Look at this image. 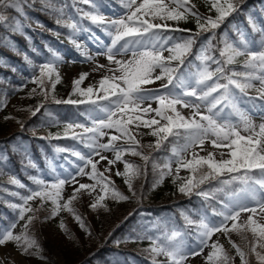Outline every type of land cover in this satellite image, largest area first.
I'll list each match as a JSON object with an SVG mask.
<instances>
[{
  "label": "snow or ice",
  "instance_id": "snow-or-ice-1",
  "mask_svg": "<svg viewBox=\"0 0 264 264\" xmlns=\"http://www.w3.org/2000/svg\"><path fill=\"white\" fill-rule=\"evenodd\" d=\"M35 2L36 0H31V3L29 0H0V24L9 19V10L26 17L24 6L31 8ZM39 2L45 8L59 12L60 16L64 15L63 8L56 7L53 0ZM119 2L126 9L120 18L107 19L97 0H80V3L91 7L88 11L78 10L81 13L80 20L67 22L59 17L56 19L57 24L71 30L70 40L85 60L94 61L96 56H104L108 65L115 67L108 68L112 74L104 75L98 81V87H81L89 73H80L73 78L67 99H59L54 95L56 86L62 80L58 62L63 61L58 53L53 51L54 60L40 64L38 75L29 77V81L37 87L30 90L27 98L37 95L43 97L34 110L31 107L27 109L32 117H36L42 109L45 115H52L46 109L49 99L58 105L89 106L81 113L89 123L66 121L63 133H49L47 137H40L72 139L87 149V152L75 147L56 146L57 153H68L80 163L73 164L74 172L65 169L63 173L53 175L51 181L41 176H30L35 188H28L14 176L11 178L10 183L19 189H26L27 194L10 191L9 194L18 197L22 203L8 202V207L17 213V217L7 227L0 228V247L12 244L22 257L19 264H25V261L31 259L48 264L44 248L32 231L34 226L67 212L81 231L88 237H93L90 225L76 209L74 202L83 194L92 196L96 193L88 208L91 211H110L104 203L106 199L116 202L133 198L141 200L143 192H137L133 179L146 175V168L151 161L157 178L151 183L150 190H155L166 177L173 174L172 165L175 163L177 176H173V183H176L180 168L187 169L190 173L178 186V191L188 196L195 194L206 201H215L218 207H213L211 216L201 214L198 220L182 213L186 226L195 229V243L191 245L185 243L186 234L178 228H165L157 236L130 237L129 239L146 238L151 241L150 247L144 249L149 254L150 264H186L189 258L197 256L203 257L204 264H234L235 257L229 254L219 239L212 240L218 233L229 239L236 256L240 258V264H251L250 256L255 257L256 264H264V122L255 125L251 115L258 109L259 115L264 119V103H257L258 100H264V28L257 29L256 23L249 17L253 29L261 31L262 39L259 44L248 40L243 33H240L239 42L230 41L226 35L221 34L219 43L223 47L219 48V56L224 59L220 60L208 55V52L215 47L212 41L216 38V30L227 17L239 10L241 0H210V11L216 13L214 18L202 15L191 0ZM189 17L196 22L195 32L178 26L180 21L187 22ZM85 19L110 38V44L101 42V50L92 55L84 51L74 38L79 32H91V28L81 23ZM168 21L175 22L176 26L169 25ZM14 25L13 30H20L22 27L18 19H14ZM167 32L188 35L178 39L165 35ZM205 33L212 35L199 49L196 58L200 65L197 72L181 71L185 65V57L192 51L197 38ZM165 52L169 55L165 56ZM241 56L246 57L241 65L243 71L226 67L234 64ZM25 59L28 60V57L25 56ZM209 61L217 65L214 71L210 70ZM105 67L100 64L96 66L97 69ZM156 69H159L158 74ZM158 80H166V83L159 89L148 87ZM254 82L259 83L256 89L259 96L249 97L248 102L252 108H244L241 106V99L247 95L248 89L255 87ZM16 90L22 91L23 88ZM50 91L53 93L51 97ZM72 96L77 99H72ZM153 103L157 105L155 108L152 107ZM5 107L6 100L0 102V111ZM182 109H189L190 115L182 114ZM233 116L237 119H232ZM3 119L15 120L20 124L21 130L24 129V122L16 117L5 115ZM133 127L137 130L141 127L149 129L147 134L155 138V144L141 145L137 139L141 133L133 131ZM105 130H113L116 134L108 135ZM106 136L107 142H101ZM119 141H123L120 146L117 144ZM166 141L172 145L171 157L166 158L163 165L142 151L143 148L160 151ZM206 141L214 149H227V152L220 151L219 159L213 152L200 156L195 149L199 147L203 151ZM105 152L113 153L114 158L102 155ZM189 152L191 158L185 159ZM125 153L140 157L144 162L143 169L140 165L123 160ZM225 156L228 158H224ZM95 157H99V160ZM101 162H106L103 172L97 167ZM117 162L123 164V171L116 169L114 174L123 178L131 196L121 192L111 178L113 166ZM27 166L36 167L30 158ZM55 171L53 168L54 173ZM79 177H86L92 183H82ZM205 184L209 185L207 189L202 187ZM66 186L72 189L67 197L63 195ZM37 200L38 205L33 207L30 202ZM48 202L50 207L45 208ZM41 211L46 212V215L41 217ZM242 213L248 215L241 222ZM212 217L219 219L214 220ZM20 221L24 223L20 225V232L16 233L15 229ZM58 227L69 240H75L63 218ZM233 232L245 241L244 248L231 240ZM249 232L253 238L250 242L246 235ZM205 248L209 249L207 255H204ZM159 257L165 259L162 261Z\"/></svg>",
  "mask_w": 264,
  "mask_h": 264
},
{
  "label": "trees",
  "instance_id": "trees-1",
  "mask_svg": "<svg viewBox=\"0 0 264 264\" xmlns=\"http://www.w3.org/2000/svg\"><path fill=\"white\" fill-rule=\"evenodd\" d=\"M58 2L61 3V0H57V2L53 0V3L56 5V7L63 8L62 4H59ZM74 2L75 4H77V6H75L77 12H79L78 10L80 9V6L83 8L88 7V5L80 3V0H74ZM24 8L28 10L26 13L27 18L25 16H22V19L24 21L23 24H25L26 27V34L12 30L11 24L14 22V16H10V24L5 25L6 27L4 26L3 29L0 30V102H5V100H9L10 98H12L14 96V89L17 86L22 85L33 74H38V66L44 63L43 57L49 58L52 55L53 51L60 47V41L58 40H61V33L66 29V27L62 26L61 24H57L56 22L57 17L64 21L67 19L64 8L63 16H60L59 12H53L51 9L45 8L42 4H39V1L37 0L31 8H29L27 5H25ZM238 9V11L233 12L229 17H227L221 27L216 30V38L212 41V44L215 47L208 52V55L213 56L216 59H224L219 56V48L223 47V45L219 43L221 34L226 35L231 41L238 39L240 30H244L249 33L253 41H257L261 38V31L253 29L252 23H250L249 21V17H251L252 21L256 23L257 29H261L259 23H262L264 25V0H241L238 5ZM255 16L258 17L256 20H254ZM42 24H44V26L46 27L44 28L45 30L43 33L40 32V28L43 29ZM57 33L59 35H57ZM186 35H188V33L171 32V36L178 39L183 38ZM211 35V33H205L197 38V43L193 46L192 51L185 57V65L183 67H187L192 71L193 66L199 63V60L196 58L197 47L200 44H203V42L206 41ZM8 38H11V41L8 40L7 42L9 44H3V40ZM49 49H51L52 51H49ZM25 56L28 57V60L25 59ZM245 59L246 57L244 56L240 59L237 58V61L234 64L228 65L226 67L230 70H241V65L243 64ZM208 63L209 67L212 68V70L217 67V65L215 63H212L211 61H209ZM59 87L60 84L56 86L54 91H57ZM1 98L3 99V101L1 100ZM46 109L51 112L52 115H45L43 112L44 109H42L41 112L28 123L30 127L36 126L38 122L46 127L55 126L57 124L65 122L66 118H71L74 112V107L70 104L54 105L51 103L50 105L46 106ZM39 115H42V117L39 118ZM53 121H55V123H53ZM0 127H2V133L4 132L8 134L7 137H4V139L6 138L5 140H0V152L4 151L7 153L9 163L13 168V171L10 174L13 175L15 173L17 178L26 186L32 185V181L29 179V177L34 176L37 167H45L44 160L46 159L47 155L45 149H43L40 144H35L33 140H31L29 146L32 152L35 153L33 158L35 159L34 163L36 167H28L27 164L23 165L24 161L21 160V157L24 154V151L22 150L24 149V146H18L12 142L15 141L17 137V130H15V120H9L7 122L1 123ZM171 139L172 138L170 137L169 140ZM148 144L150 143L147 142L143 145ZM171 147L172 145L166 141L164 147L160 151H154L147 148H143L142 151L150 154L158 164L162 165V159L165 155H169ZM123 159L125 161H128L129 163L140 165L143 169L144 162L140 157L132 156L130 153H125ZM0 163V171H2V174H8V169L1 167V165H3L1 158ZM3 166L5 167V164ZM156 178L157 172L153 171L150 161L146 168V175H141L139 178L133 179V186L137 189V192H143V197L141 200L133 198L128 201L116 202L109 198V200L114 203L113 207H108L110 211H104L103 209L99 211L90 210L87 216L83 215L86 219L87 224L92 222L103 229L105 240L101 242V247L98 250L83 253V257H81L79 260H76L74 264H103L102 260H104L106 255L102 254V252H105L106 246L110 244L111 240L121 239L125 234V232L122 231L121 228H118L119 224L124 223L130 226L126 219L127 216L130 213L132 215L137 213L142 204L150 206L152 208L165 210L166 212L168 211L173 215L175 223H179L181 225H185V218L182 213L188 214L189 212L196 210L198 206L206 207V209L209 211H211V209L213 208L211 202L214 201H206L204 200V198L195 194H192L191 196L181 194L178 191L177 185H174L173 189L167 194H158L148 197V192L153 195L156 190H150L151 183ZM0 184L8 188H12L14 191H17L22 195L27 194L26 189H19L11 183L0 181ZM115 184L121 192H123L125 195L131 196V193L124 183V180L115 182ZM202 187L207 189L209 185L205 184ZM144 196H146L147 199L144 200ZM8 202L22 203L18 199V197L11 196L7 191L0 190V221L2 225H8L11 221L16 219L17 213L13 211V209L8 207ZM30 203L33 207H36L39 201L37 200ZM74 206L79 211V205L74 202ZM48 207H50V202L45 204V208ZM39 215L43 217L44 215H46V212L41 211ZM58 218L59 220L63 218L66 224L68 222L74 221L67 212H62L58 216ZM23 223L24 221H22L21 225ZM38 224L39 223H37L32 229V231L35 232L36 236L38 232ZM41 226L43 228H52L53 226H58V224H56V217L42 223ZM129 228L130 227H128L126 231H129ZM246 235L248 241H252L253 238L251 233H246ZM37 238L44 248V255H46L47 249L43 245L41 238L39 236H37ZM230 238L233 242L240 245L242 248L245 247V241L240 235L233 232L231 233ZM221 242V244L229 252L230 255H236L235 250L231 247L228 238L224 236ZM78 253L81 255L80 252ZM142 257V263L149 264V256L142 255ZM249 259L251 261V264H256L254 256H250ZM238 260L240 261L239 257ZM32 261L37 262L38 259H33Z\"/></svg>",
  "mask_w": 264,
  "mask_h": 264
},
{
  "label": "rangeland",
  "instance_id": "rangeland-1",
  "mask_svg": "<svg viewBox=\"0 0 264 264\" xmlns=\"http://www.w3.org/2000/svg\"><path fill=\"white\" fill-rule=\"evenodd\" d=\"M38 1V0H37ZM97 2L101 5V12L106 16L107 19L111 18H120L122 13H119L114 16H109L105 10L107 7H111L114 5L116 8H123L119 0H97ZM139 2V0H138ZM192 3L196 5V9L202 14V15H211L213 18L215 17L216 13L215 11H210V0H191ZM223 2V1H221ZM31 3V0H30ZM63 3L65 4V8L67 9V14L71 20L68 22L80 20V17L76 14V12L73 10L72 5H74V2L72 0H63ZM39 4H41L39 2ZM116 5V6H115ZM120 6V7H119ZM87 10V9H86ZM88 10H91L89 8ZM25 14L27 13V9L24 8ZM126 12V9H125ZM124 13V12H123ZM13 14H16L15 19L20 20L21 25H22V19L19 13L14 12V10H9L7 13L8 17H13ZM9 21V22H8ZM10 19L5 21L3 24H0V30L3 29V27L8 23L10 24ZM81 23L85 27L91 28V32H79L75 35V40L81 45V48L86 51L89 55H92L98 51H96L95 48H99L101 46V42L104 44H110V38L102 32L99 28H97L95 25H91L90 22H83ZM168 24L171 26H176L175 22L173 21H168ZM13 28L15 27L14 22L12 23ZM180 28L184 29H192L193 31H196V22L193 18L189 17L187 22L180 21L179 25ZM6 27V26H5ZM24 27L22 25L21 29L18 31H24ZM6 31V30H5ZM1 33V32H0ZM171 32L165 33V35L171 36ZM88 34L93 35L92 38L89 39ZM245 37H247L248 40L252 41L251 38H249L247 33H243ZM70 35H71V30L68 28V47L65 49L66 55L63 53L60 55L62 57L63 62H58V70L60 72V75L62 77L60 87L57 89V91H54V95L56 98L59 99H67L69 97V94L71 92L72 88V80L73 78L78 77L80 73L87 72L89 73L88 77L85 79V81L82 83L81 87L87 88L88 86H94L98 87V81L104 76V75H111L108 71L109 67H115L114 65H108V61L106 57L104 56H96V59L94 61H88L85 60V57L81 55L80 52L77 51L76 47L70 40ZM241 38V36H240ZM11 41V39H10ZM108 42V43H106ZM260 41L257 42L259 44ZM7 39L3 40V44L6 45ZM201 46L198 48V53L199 49ZM73 51V54L75 55V58L73 59V55L69 56L67 52ZM165 56L169 55V53L165 52ZM54 60V57H50V59H44V61H51ZM97 64L100 65H105V68H100L97 69L96 66ZM199 67V66H198ZM197 67V68H198ZM197 68L193 73L197 72ZM181 71H184L186 73H190L186 69H181ZM156 73H159V69H156ZM166 83V80H158L154 84L149 85L148 87L153 88V89H159L162 84ZM255 87L248 89L247 90V95L243 96L241 99V106L244 108L251 109L252 105L248 102L249 97H258L259 93L257 92V88L259 87L258 82H254ZM23 88L22 91H17L14 89L15 96L10 99L6 103V107L3 109V111H0V124L7 122L3 119L5 115H11L13 117L18 118L19 120L24 122V129L21 130L20 124L16 123V128L17 130V137L16 139H19L18 141L20 142L22 139L26 140L27 137H38V139L43 140L44 144L47 145L48 147L50 146L51 142L48 139H41L40 137H47L49 133L51 134H56V133H63L64 131V126L61 127H53V129L50 131V128H42L41 124L37 123L39 126L38 127H28V123L32 121L35 117H32L27 110L29 107H31L33 110L37 106L39 102L43 99L42 96L37 95L34 98H27L28 93L30 92L31 89L37 87L33 83H31L29 80L21 86ZM19 87V88H21ZM53 93L50 91L49 95L51 97ZM3 98V95H2ZM1 98V99H2ZM72 99H77L76 96H72ZM51 99L46 103V106L50 105ZM257 103H264V100H258ZM55 105V103H52ZM75 106V105H73ZM81 108L80 114L73 117L71 121H80L83 123H89V121L86 119L84 115H81V113L85 112L86 109L89 108L88 105H76ZM157 105L155 103L152 104V107L155 108ZM182 114L185 116L190 115V110L189 109H182ZM203 111V109H202ZM228 110H226L227 112ZM44 112V110H43ZM39 114V113H38ZM37 114V115H38ZM252 119L253 123L255 125H259L260 123L264 122V119L261 118L259 115V110L257 109L255 112L252 114ZM39 118L42 117V115L38 116ZM232 119H237L235 116L232 117ZM40 120V119H39ZM38 120V121H39ZM9 121V120H8ZM27 128V129H26ZM35 129V131H33ZM2 127H0V140H5L4 137H7V133H2ZM79 131V130H77ZM108 135H113L116 134L113 130H105ZM133 131H138L141 133V135L137 136V139L140 140L141 145L144 143H150V144H155V138L152 137L151 135H148L147 133L150 131L149 129L146 128H139L138 130L133 127ZM19 132H22V136L19 134ZM244 135H247V133H242ZM69 143H65L66 147H75L78 150L87 152V149H84L82 145L77 144L76 141L72 139H67ZM101 142H107V136L103 138ZM118 146L123 144V141L117 142ZM126 147V145H125ZM52 150V149H51ZM195 151L200 155V156H206L208 152H213L216 153V158L219 159L218 153L220 151H224L225 153L227 152V149H214L210 142L206 141L204 145V150L202 151L199 147L195 149ZM52 152V158L47 164V173H44L43 171H39L37 176H41L45 180L51 181L53 175L57 173H63L65 169H68L70 171H75V168L73 166L74 163H80L75 157L69 156L68 153H57V152ZM30 153V151L28 152ZM102 155H105L109 158H114V154L111 152H105L102 153ZM67 157V159H66ZM171 157V152L169 156H166L164 158V163L165 159ZM191 158V152L185 155V159ZM224 158H228L225 156ZM95 159L99 160V157H95ZM173 159H175L173 157ZM124 160V159H123ZM71 161V162H70ZM99 171H104L106 167V162H101L100 164L97 165ZM53 168H55V173L53 172ZM173 168V174L166 177L159 187L156 188L154 194L152 195L150 192L147 193L148 197L155 196L158 194H167L169 193L174 185L179 186L182 182L186 180V178L190 175L189 171L184 168H180V171L178 173V178L176 179V183H173V176H177L176 173V168L177 165L173 163L172 165ZM116 169H119L120 171H123V164L120 162H117L113 166V171L111 174V178L115 182H120L123 180L122 177H117L115 176V171ZM90 170V169H88ZM106 175H108L106 173ZM3 180L7 181L9 177H3ZM80 182L82 183H92L91 180H88L86 177H79ZM72 191L71 187L66 186L63 195L67 197L70 192ZM96 195V193H93L92 196H89L87 194H83L80 196L79 200L76 201L79 211L82 213V215L87 216L88 212L90 209L88 208L89 203L92 201L93 197ZM147 199L146 196H144V200ZM104 203L108 205V207H113L114 203L112 201L105 200ZM146 206H143L139 211V213H136L135 216L133 217V220L131 222V225L133 227L128 231V233L124 236V238L121 241H113L111 244L107 246L106 251L112 253L111 256L105 259L106 264H127V257H129V260L137 259L139 256L138 254L136 256L131 255V254H126L128 251H131L134 249V251L137 253L140 247V241L139 240H134V239H129L130 237H136L137 235L140 236H145V235H150V236H157L163 233L165 228L172 229V228H178L181 229L185 234V243L186 244H193L195 243L194 241V235H195V229H193V232L188 231L184 227H176V226H171L169 225L170 220L169 217L164 214L159 209H151V208H145ZM218 207V205H217ZM201 214H207L211 216V214L207 213L205 210H199L197 213H192L191 215L193 216H198L197 219H199V216ZM248 214L247 213H242L241 214V222L246 218ZM165 219V220H163ZM212 219H219L218 217H212ZM59 218L58 216L56 217V224H59ZM68 228L70 229L71 233L74 234L75 240H69L68 237L59 229L58 226H53L52 228H43L41 224L39 223L37 225L38 232L37 236H39L42 240L43 245L45 246L46 250V255L49 257L48 259V264H74L76 260H79L81 257H83V253L86 252H91V251H96V249H99L101 247V242L105 240L104 238V232L101 227L94 223H88L90 225L94 236L93 237H88L81 229L79 226L75 223V221L68 222L67 223ZM128 226L124 223L119 224L118 228H121L123 231H126ZM18 226L15 229V232H17ZM224 235L223 234H216L212 237V240L215 241L219 239V242L222 243ZM143 240V239H140ZM146 241V248L150 247L151 241L148 239H144ZM119 242V243H117ZM11 249V251H9ZM115 249H119V251H115ZM144 250V248H143ZM209 249L205 248L204 250V255H207V252ZM11 252H14L15 254H11ZM80 252L81 255L78 253ZM139 253V252H138ZM147 253V252H146ZM148 254V253H147ZM235 257L234 264H240V261L238 260V257L236 255H233ZM15 258V259H14ZM159 260H164V257H159ZM22 260V257H20L19 253L15 251L11 246L6 245L4 247H0V264H19V262ZM27 260L25 261V264H42L40 260L32 261ZM186 264H204L203 257L202 256H197L194 259L189 258V260L186 262Z\"/></svg>",
  "mask_w": 264,
  "mask_h": 264
},
{
  "label": "bare ground",
  "instance_id": "bare-ground-1",
  "mask_svg": "<svg viewBox=\"0 0 264 264\" xmlns=\"http://www.w3.org/2000/svg\"><path fill=\"white\" fill-rule=\"evenodd\" d=\"M39 1V0H38ZM116 6V5H115ZM120 7V6H119ZM105 12L109 15V16H114V15H117V14H119V13H123V12H125V9L124 8H116V7H114V5L113 6H111V7H107L106 8V10H105ZM92 36L93 35H91V34H88V37H89V39L90 38H92ZM106 43H108V42H106ZM96 49V51H100L101 50V46L99 47V48H95ZM9 251H11V249L9 250ZM11 254H15L14 252H11ZM15 259V258H14ZM56 264V263H55Z\"/></svg>",
  "mask_w": 264,
  "mask_h": 264
}]
</instances>
